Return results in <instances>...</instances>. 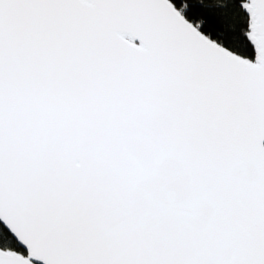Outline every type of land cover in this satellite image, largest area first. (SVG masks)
<instances>
[{"label": "snow or ice", "instance_id": "1", "mask_svg": "<svg viewBox=\"0 0 264 264\" xmlns=\"http://www.w3.org/2000/svg\"><path fill=\"white\" fill-rule=\"evenodd\" d=\"M0 264H264V0H0Z\"/></svg>", "mask_w": 264, "mask_h": 264}]
</instances>
